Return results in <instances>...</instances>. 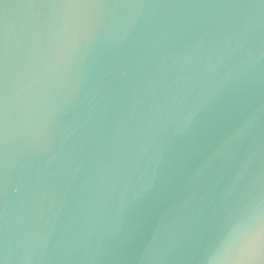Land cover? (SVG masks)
Returning a JSON list of instances; mask_svg holds the SVG:
<instances>
[{
  "label": "water",
  "instance_id": "water-1",
  "mask_svg": "<svg viewBox=\"0 0 264 264\" xmlns=\"http://www.w3.org/2000/svg\"><path fill=\"white\" fill-rule=\"evenodd\" d=\"M260 225L264 0H0V264H228Z\"/></svg>",
  "mask_w": 264,
  "mask_h": 264
},
{
  "label": "clouds",
  "instance_id": "clouds-1",
  "mask_svg": "<svg viewBox=\"0 0 264 264\" xmlns=\"http://www.w3.org/2000/svg\"><path fill=\"white\" fill-rule=\"evenodd\" d=\"M264 237V225L247 227L241 233L239 248L228 259V264H246L258 251V243Z\"/></svg>",
  "mask_w": 264,
  "mask_h": 264
}]
</instances>
